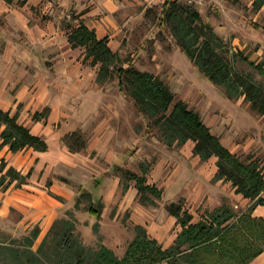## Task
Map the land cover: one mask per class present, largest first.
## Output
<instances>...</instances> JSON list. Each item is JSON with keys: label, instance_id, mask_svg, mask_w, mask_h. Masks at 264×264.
I'll list each match as a JSON object with an SVG mask.
<instances>
[{"label": "rangeland", "instance_id": "rangeland-1", "mask_svg": "<svg viewBox=\"0 0 264 264\" xmlns=\"http://www.w3.org/2000/svg\"><path fill=\"white\" fill-rule=\"evenodd\" d=\"M168 1L0 0V105L10 108L11 115L19 111L20 122L50 144L46 155L38 156L48 158L38 182L0 187V244L24 254L26 237L38 226L42 232L36 251L53 224L64 219L72 222L71 237L62 236L59 226L48 240L62 254L76 241L91 250L108 247L119 261L133 257L132 264H157L147 251L130 249L139 227L157 241L155 251L173 245L183 228L168 212L170 204L182 201L193 222L223 206L239 215L249 210L252 201L238 194L232 182L216 179L217 157L203 161L193 152V141L166 146L160 128L120 91L118 77L113 73L98 83L99 70L85 49L68 41L83 21L108 39L121 60L132 56L137 69L164 80L176 102L187 103L230 152L257 161L264 173V115L246 96L229 99L224 87L198 71L179 46L172 23L164 20ZM172 1L197 10L201 24L222 39L219 51L234 73L264 88L259 69L264 67V7L256 11V0ZM21 93L28 102L18 105ZM49 104V117L37 122L35 113ZM74 131L86 142L75 152L63 141ZM4 153L0 179L7 165ZM118 165L162 190V199L148 194L153 202H142L136 181L122 179ZM91 207L101 216L90 214ZM3 259L9 264L16 257L6 253Z\"/></svg>", "mask_w": 264, "mask_h": 264}, {"label": "trees", "instance_id": "trees-1", "mask_svg": "<svg viewBox=\"0 0 264 264\" xmlns=\"http://www.w3.org/2000/svg\"><path fill=\"white\" fill-rule=\"evenodd\" d=\"M263 7L264 0L253 3L256 11ZM163 11L165 22L173 25V34L183 53L198 71L215 85L224 87L229 99L246 96L252 108L264 115V88L234 73L228 59L219 51L223 47L222 39L211 27L201 24L199 12L190 7L176 6L172 0L165 3ZM262 28L264 30V26ZM68 41L73 48L85 49L87 58L92 59L91 65L99 70L98 83L107 82L113 73L118 77L120 91L133 102L139 113L146 115L154 126L160 128L166 146L172 148L193 141V152L203 161L218 158L216 179L232 182L238 194L253 202L246 213L239 215L223 206L213 212L208 211L198 222H193L194 215L185 210L182 201L174 202L167 210L183 229L173 245L155 251L157 241L148 239L146 231L139 227V234L130 251H147L149 258L154 257L157 264L164 261L170 264H250L263 254L264 218L253 214L256 207L264 205V173L260 164L257 161H243L230 152L199 113L184 101L176 102L174 93L164 80L137 69L132 56L121 60L120 55L112 51L108 39L99 38L96 31L83 21L71 32ZM240 57L248 60L246 56ZM259 69L264 74L262 65ZM49 112L48 108L44 113H35L36 121L47 118ZM0 140L1 148L8 146L14 154L32 148L40 153L49 149V144L42 136L34 134L20 122L19 111L11 115L10 111L0 109ZM63 141L74 152L86 145L79 131L64 137ZM6 166L1 168L4 175L0 179V187L6 182L8 186L17 182V186L21 187L32 176L31 172L24 175L13 167L5 171ZM115 170L122 173V179L126 182L136 181L142 202H153L148 194L162 199V190L147 184L144 177L120 165ZM89 212L101 216V211L93 207ZM59 226L62 236L71 237L74 231L72 222L57 220L36 251L33 248L42 232L38 226L31 236L26 237L29 249L24 254L19 249L0 244V264H5L3 258L6 253L16 257L9 264H132L134 260L133 257H127L119 261L108 247L102 245L98 251L91 250L76 241L69 244L62 254L59 246L48 244L51 233Z\"/></svg>", "mask_w": 264, "mask_h": 264}, {"label": "crops", "instance_id": "crops-1", "mask_svg": "<svg viewBox=\"0 0 264 264\" xmlns=\"http://www.w3.org/2000/svg\"><path fill=\"white\" fill-rule=\"evenodd\" d=\"M97 34V33H96ZM17 102H18V105L20 104H26L28 101H26L27 99V96L26 94L24 93H21L19 94L17 97ZM4 101V100H3ZM55 104V102H54ZM50 109V112H51V109H53V104H49L46 108V109ZM0 109L4 110V111H10L11 112V109L9 108H4L3 105L1 106L0 105ZM45 112V111H44ZM43 112V113H44ZM49 112V113H50ZM36 113H42V112H36ZM49 113H48V117H49ZM47 117V118H48ZM47 118H44L42 119L41 121L47 119ZM41 121H37V122H41ZM26 126V125H25ZM28 127V126H26ZM29 128V127H28ZM30 129V128H29ZM31 130V129H30ZM33 132V130H32ZM34 133V132H33ZM36 135H39V136H42L40 134H37V133H34ZM69 135V134H68ZM66 135V136H68ZM65 136V137H66ZM43 137V136H42ZM47 141V140H46ZM1 143L0 142V153L1 152H5V161L7 163V166L9 165L10 167H13L15 168L17 171H20L21 173H23L24 175H28L30 172L32 173V176L28 179L27 181V184H24L22 186H29V183H33L34 181L38 182V180L40 179V176L42 174V171L44 169V167L46 166V163L48 162L47 159L48 158H45V157H42L40 159V157L38 156H45L46 153L48 152V150L45 152V153H40V152H37L35 151L33 148L32 149H26V150H23V151H20L18 152L17 154H14L10 151V148L8 146H5L3 148H1ZM47 143L49 144V142L47 141ZM49 147H50V144H49ZM226 147V146H225ZM28 151V152H27ZM27 152L26 156H21L19 155V153H25ZM28 157V158H27ZM25 158H27L28 160H25ZM34 159V160H37V159H40L38 161V163L35 164V161L33 163V160L30 161V159ZM34 167V169H33ZM21 186V187H22ZM264 194V193H263ZM245 198V197H244ZM246 199V198H245ZM253 203V202H252ZM252 205V204H251ZM250 205V206H251ZM249 206V207H250ZM255 213H258V215H256ZM254 216H257V217H261V218H264V205L263 206H258L255 208V211H254ZM172 218H175L173 216H171ZM176 219V218H175ZM177 221V220H176ZM179 235V234H178ZM178 237V236H177ZM177 239V238H176ZM175 239V240H176ZM250 264H264V253L261 254L260 256H258L257 258H255L253 261H251Z\"/></svg>", "mask_w": 264, "mask_h": 264}]
</instances>
